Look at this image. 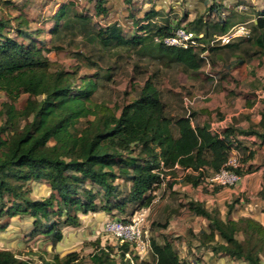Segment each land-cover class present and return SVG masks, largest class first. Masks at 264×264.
Returning a JSON list of instances; mask_svg holds the SVG:
<instances>
[{
	"label": "trees",
	"instance_id": "16d2710c",
	"mask_svg": "<svg viewBox=\"0 0 264 264\" xmlns=\"http://www.w3.org/2000/svg\"><path fill=\"white\" fill-rule=\"evenodd\" d=\"M131 1L126 3L132 7L133 38H127L124 26L118 22L99 26L92 16L86 14L67 17L71 4L63 5L56 13L58 22L51 33L60 38L64 32L78 29L79 34L99 42L103 48H136L143 45L142 51H149L150 46L155 44L154 49L160 58L179 63L192 72L201 70L203 63L210 65L209 57L216 49L235 51L244 42L252 41L251 35L229 45H210L213 37L226 33L232 23L247 22L240 21L242 17L233 22L231 15L234 12L230 9L229 12L217 13L218 16L211 12L196 16L188 22L192 23L190 28L182 23L208 49L203 46L186 49L156 43V37L164 39L172 36L178 25L172 22L159 24L164 12L147 8L153 0L144 1L143 6H139L141 9L135 7L138 0H134V6H130ZM243 1L247 7L257 5L255 0ZM94 9L96 14L107 17L106 0H94ZM257 11L261 12L256 26L264 30V6ZM184 17L189 20L187 11ZM217 17L211 33L210 19ZM20 19L17 36L23 37L26 42L6 35L4 30L8 25L0 20V91L7 94L9 101L5 103L3 113L7 120L0 126V220L30 215L35 220L32 237L53 236L56 243L63 240L64 234L60 231V224L55 220L52 223V217L63 220L61 223L64 226L80 227V214L99 212L95 188L99 182L104 192L102 201L105 200L107 205L117 189L113 187V181L118 178L129 180V199L138 203L141 209L153 204L156 198L154 192L161 188L165 179L169 176L178 178L180 173H183L181 180L184 184L194 188L208 184L214 187V194L220 192L225 187L213 185L207 179L227 167L234 150L240 164L235 169L238 174L244 176L256 170V166L250 163L255 158V152L242 140L257 137L264 143V110L256 127L241 129L232 126L222 131L212 130L213 126L197 122V114L191 113V103L187 104L188 116L176 119L169 116L160 91L148 80L138 98L124 106L120 114L104 111L93 101L98 89L97 81L85 80L76 86V72H53V62L43 53L37 38L21 29L27 20ZM255 43L261 47L257 53L264 52V33L258 36ZM25 94L29 96L25 108L17 109L16 102ZM90 117L94 119L87 120L86 126H78L81 119ZM136 149L139 154L134 156ZM124 152L129 155L124 156ZM115 167H118V174L114 171ZM90 178L95 181L88 187ZM32 182L49 184L50 196L40 200L30 199L29 184ZM176 183L171 182L170 188ZM261 196L264 198V189ZM240 202L241 197H236L227 204L226 220L221 218L218 209L209 211L201 203L189 205L196 216L209 221L208 230H202L195 237L198 247L245 260L249 264H264V226L252 218H231ZM125 206V202H121L109 210L124 209ZM7 227L8 224L3 226L2 231ZM154 227L167 229L169 222L158 223ZM240 233L244 235L243 240L237 237ZM217 236L222 241H218ZM151 242L154 262H140L134 257L135 264H189L180 258L168 237L163 244L156 239ZM94 246V252L90 254L93 264H133L127 257L131 250L129 244H121L116 250L112 246H103L98 240ZM21 254L0 249V264H31L30 260L20 258ZM81 263L78 252H70L63 258L55 254L46 262Z\"/></svg>",
	"mask_w": 264,
	"mask_h": 264
},
{
	"label": "rangeland",
	"instance_id": "374dc122",
	"mask_svg": "<svg viewBox=\"0 0 264 264\" xmlns=\"http://www.w3.org/2000/svg\"><path fill=\"white\" fill-rule=\"evenodd\" d=\"M126 1L106 0V7L109 11L107 17L103 18V16L96 14L94 0H0V20L5 21L8 25L4 30L6 35L17 37L23 42H26V39L17 36V29L21 17L27 20V24L22 25L21 29L37 38V43L42 48L43 53L53 62V72H76L74 79L76 86H79L85 80H96L98 89L93 96V101L98 107L103 108L104 111L120 114L122 108L136 100L145 83L151 80L160 91L163 101L167 104L168 115L174 119L188 116L190 112L187 104L191 103L193 104L191 113L195 112L197 114V122L209 124L216 131H222L232 126L238 128L241 127V124H244L245 128L249 129L259 124L264 110V101L259 102L258 106H255L256 102L251 103V101L254 98L264 99V52L260 51L261 53H257L261 50V47L256 46L255 43L258 36L264 33L263 29L256 26L261 12L257 10L263 8L264 0H255L257 5L255 7L248 6L246 11L244 9L239 11L236 4L232 5L231 11L234 12L231 15L232 21H238L242 17L240 21L249 22L248 27L252 29V41L244 42L240 49L235 51L216 49L209 57L210 65L203 63L201 70L197 72L187 70L179 63L169 62L165 58H160L154 49L155 44L150 46L149 51H142L143 45L136 48L125 46L103 48L99 42L88 39L84 34H79L77 32L78 29L75 30L76 32L72 30L66 31L60 38L54 37L51 33L58 22L55 19L56 13L63 5L69 6L68 4H71L69 7L72 9L68 12L67 17H73L79 13L86 14L92 16L94 23L99 26L118 22L124 26L127 38H133L135 32H133V22L128 21L131 17L126 13V5H129ZM144 1L149 0L135 1V7L143 6ZM178 1L186 6L183 0H170L169 3H165L164 8L166 11L160 17L159 24L172 22V24L179 27V24L182 26V23H185L187 27H192V23L188 22L195 15L189 17V20L185 19V11H178L182 7V5L178 4ZM213 1L206 0L207 5ZM133 2L134 0L131 1L130 6L135 5ZM243 2H246V0ZM129 8H131L130 12H132V7ZM206 13L202 15L205 16ZM67 17L63 22L67 20ZM218 18L210 19L211 33L214 31L212 26ZM81 51L83 52L82 55H77ZM28 98V95H22L15 104L16 108H25ZM6 102H9L7 94L4 91H0V126L7 120L6 115L3 114ZM251 104H254V106ZM255 109L256 111L254 112ZM93 119L94 117L81 119L78 126L84 127L87 125V120ZM194 123L198 124L196 121ZM242 141L245 142V140ZM138 154L139 151L136 149L133 155L137 156ZM123 155L127 156L129 153L124 152ZM114 171L118 174V167H115ZM182 176L183 173H180L177 176L178 178L169 176L165 179L163 186L157 189L156 193L154 192L157 202L151 208L152 211L150 210L149 215H146V229L149 232V240L151 239V241L157 237L155 235L157 228L154 225H157L158 222L160 224L164 223L168 215L176 217L178 222L185 220V225L187 223H196V220L193 219L195 215L189 205L201 202L196 199L197 194L192 195L193 192L196 193V188L191 187V185V188H186L187 184H184L181 180ZM92 181L95 180L88 179V187H91ZM173 181L177 182L174 185L175 189L174 187L170 188V183ZM101 184L99 182L95 185L100 207L99 212L80 214V227L64 226L61 223L63 220L57 217H52L51 219L52 223L55 220L57 224H60V231L64 233L65 238L79 234L81 240L78 242L68 244L64 239V241L55 243L53 236L43 238L36 235L32 237L34 229L32 227L29 228L30 230L25 234L27 247L24 250L25 254L33 256V264H46L55 253H58L63 258L70 252H78L80 254V258H82L81 264H93L90 260V254L94 252V243L98 240H101L103 246H112L117 250L121 244L113 236L104 232L103 229L106 224L116 219H123L125 222L126 220H131L140 216L144 208L140 209L138 203L130 201L131 183L129 180L118 178L113 181V187L117 189L110 198L111 203L107 205L105 200L102 201L104 192ZM202 185L200 187L205 190L204 192L214 194V187L209 185V187L204 188V185ZM29 187L28 196L32 200L43 199L36 196V194H41L45 187L47 188V196L51 194V187L47 183L38 185V183L32 182ZM232 188L234 187L230 189ZM80 191L83 192L82 190ZM243 198L245 202L248 201L245 196ZM234 199L235 197L230 202ZM121 202L126 204L124 209L119 207L112 211L109 210L111 206H116ZM206 202L207 200L205 199L201 204L205 205ZM166 205L169 207L164 212L165 215H162L161 211ZM210 208L212 207L210 206ZM11 220L8 217L0 220V233L3 232L1 228L7 226V224L10 225ZM90 220H99L101 227L97 226L95 229L85 227L87 226L86 222ZM84 230L86 233H83ZM187 236L193 240L195 239L194 234H190L188 230ZM162 241L160 238L158 242ZM199 249L202 252V248L199 247ZM48 251L52 253L47 255ZM22 256L21 254L20 258ZM199 256L200 253L192 254L194 262L197 260L201 261ZM154 257V253H152L143 262H154ZM262 260L264 262L263 255Z\"/></svg>",
	"mask_w": 264,
	"mask_h": 264
},
{
	"label": "crops",
	"instance_id": "0c3cea01",
	"mask_svg": "<svg viewBox=\"0 0 264 264\" xmlns=\"http://www.w3.org/2000/svg\"><path fill=\"white\" fill-rule=\"evenodd\" d=\"M169 1L170 0H153L152 2H150L147 8L148 9L154 8L157 11L165 12L166 9L164 8L165 7L164 4L169 3ZM183 2L186 3V6L184 5V3L178 1V4L182 5V7L178 9V11L179 12H182V10L185 12L187 11L189 17L195 15L194 18L206 12H211L213 15H216L217 13H221L223 11L229 12L230 9L232 8V5L234 4L237 5V9H239V11H242L241 9H244V11L248 10V7L244 3H242V0H214L209 5H207L206 0H183ZM211 6H214L212 10H210ZM130 11L131 10L129 6L126 5V13H128L127 14L128 16H130ZM144 11L145 10H143V12ZM194 18H190L189 21H192ZM128 21H131V19H129ZM236 24L238 23L235 24L232 23L230 28ZM243 24H247L248 26V22H245ZM251 35H252V30H251ZM262 101H264V99L259 100L257 98H254L251 101V103L256 102L255 106H258L259 102ZM251 105L254 106V104ZM255 111L256 109L254 110V112ZM238 128L246 129L244 124H241V127ZM244 145H247L250 148V150H253L255 152V158L250 162L256 166V170L254 172L245 174L242 177L240 183L232 189L225 187L216 194H208L207 192H204V190H202L201 187L199 186L195 190L196 193L193 192L192 195L197 194L196 199H198L201 203H203L204 200L206 199L207 200L205 204L206 208L209 211L218 209L221 212V218L223 220H226L228 201L230 202L234 197L235 198L242 197L240 204L236 205V208L233 210L231 218L233 220H239L240 218H252L260 222L264 226V198L261 196V192L264 189V143L257 137H249L246 139ZM35 183H38V185L42 183L46 184L45 182H35ZM204 185L206 187H209L208 184H204ZM191 187L188 184L186 186V188H191ZM33 192L36 193L35 190H33ZM36 196L40 198L48 197L47 188L45 187L42 190L41 194L38 195L36 194ZM244 196L248 198L247 202H245L243 198ZM156 202H157V198H155L153 204L150 207L144 208L147 210V215H149L150 210L152 211L151 208H153ZM210 206L212 208H210ZM168 207L169 206L166 205L164 208L165 210L163 209V211H161L162 215H165L164 212L168 209ZM14 218L15 219L12 218L10 222V225L13 228L12 232H8L6 230L10 226L8 225L5 231L0 233V249L11 250L17 253L18 252L22 253L23 255L22 258L24 260H30L31 264H33V256L25 254L24 249H26L27 247V244L25 242V234L28 233L30 227L33 228L35 220L30 215H22L19 216L17 219L16 217ZM193 219L196 220V223H191V224L187 223V225H185L186 224L184 222L185 220L182 222H178V219L176 217H174L173 215H168L166 217L165 222H169V227L163 230L157 228L155 232V235L157 236L156 241L158 242L161 238L163 241L158 243L162 244L165 238L168 237L169 240L174 243L176 249L178 250L180 258L184 261H188L189 263L194 262V258H192V254L200 253L199 257L201 258V261L197 264H249L245 260H240V259L237 260L227 255L215 254L210 249L202 248L201 249L202 252H200V249L198 247L199 246L198 240L197 239L193 240L190 237H188L187 230L190 232V234L193 233L194 236L196 237L202 230H208L209 221H207L204 218L198 217L196 215L195 218ZM30 223L32 224L31 226ZM86 224L87 226L85 227H88L89 229L91 228L95 229L97 228V226L101 227V223H99V220H90L89 222H86ZM83 233H86V231L84 230ZM237 237L239 240L244 239V235L242 233H240ZM64 239L68 242V244H74L79 240H81V237L79 236V234H74V236L71 235L65 238L64 235L62 241H64ZM216 239L218 241H222L219 236H217ZM51 253H52L51 251L50 252L48 251L47 255L48 254L50 255Z\"/></svg>",
	"mask_w": 264,
	"mask_h": 264
},
{
	"label": "built area",
	"instance_id": "2783aa9c",
	"mask_svg": "<svg viewBox=\"0 0 264 264\" xmlns=\"http://www.w3.org/2000/svg\"><path fill=\"white\" fill-rule=\"evenodd\" d=\"M251 29L247 24H236L232 26L226 33L222 35H215L210 41L211 46H224L229 45L242 38L250 37ZM156 43H163L167 46L180 47V48H190L203 46L207 49L209 48L205 44L198 42L196 35L189 31L185 25L178 27L172 36L161 39L160 37L155 38ZM207 51V50H206ZM212 130H215L213 127ZM230 167V168H227ZM227 167L222 169L220 172L216 173L212 177L208 178L207 181L216 186L222 187H236L242 177L238 174L235 169L240 167L238 154L234 150L233 155L230 157ZM147 210L143 209L140 216L134 217L131 220L116 219L109 221L104 232L113 236L120 244H129L131 250L127 254V257L132 260L133 256L137 257L139 261H144L150 257L153 253L152 242L149 240V232L146 229V216ZM133 257V258H134ZM189 264H197L196 262H191Z\"/></svg>",
	"mask_w": 264,
	"mask_h": 264
},
{
	"label": "water",
	"instance_id": "95a60500",
	"mask_svg": "<svg viewBox=\"0 0 264 264\" xmlns=\"http://www.w3.org/2000/svg\"><path fill=\"white\" fill-rule=\"evenodd\" d=\"M15 219V218H13ZM8 232H12L13 228L11 227V225L6 229Z\"/></svg>",
	"mask_w": 264,
	"mask_h": 264
}]
</instances>
